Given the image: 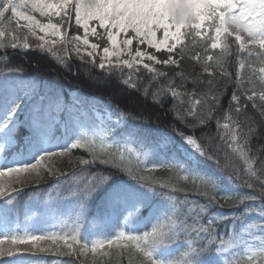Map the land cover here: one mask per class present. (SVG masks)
Masks as SVG:
<instances>
[{"label":"trees","instance_id":"trees-1","mask_svg":"<svg viewBox=\"0 0 264 264\" xmlns=\"http://www.w3.org/2000/svg\"><path fill=\"white\" fill-rule=\"evenodd\" d=\"M68 13L63 23V40L51 46L44 45L27 28L13 21L11 27L17 31H9L5 39L11 40L16 35L21 46L0 48V113L7 119L9 131L10 127L18 130L29 101L38 93L55 92L68 102L81 99L84 110L90 113L93 109L109 111L119 123L110 128L90 123L86 136L81 132L63 150L68 152L67 155L53 158L54 174L47 168L43 169L39 178L33 175V179L26 184L13 185L17 191L12 196L24 201L27 196L40 193L47 184H54L58 190L63 184L84 188L86 180L77 184L74 182L75 176L95 179L97 183L107 176L109 178L101 184L104 192L94 194L97 188L88 193L76 192L78 197L86 195L79 202L92 197L103 200L107 195L120 196L122 191H129L134 185L152 191V194L145 192L141 204L121 215L124 218L120 226L122 232L143 236L157 224L166 222L168 216L176 211L175 203L168 199L171 194L184 204L185 211L187 208L193 209L190 215L198 221L196 227L209 228V233H201L196 241L197 244L202 243L206 250L192 253L183 234L174 239L170 234L163 240L149 244V251L157 264H232L235 260L245 264L250 258L240 252L243 241L248 239L250 226L264 224V201L258 198L256 192L257 178L264 179V168L261 166L264 162V100L260 99L264 95V75L259 71L264 64L252 57L255 63L249 66L247 53L238 54L235 39L227 36L231 51L225 53L223 67L218 68L214 61H207L206 72V56L219 55L223 48V44L217 49L211 48L207 36L214 33L209 32L203 36V40L197 37V41L207 43L208 52L204 51L201 43L193 46L191 36L185 38V42L172 54L178 65L159 63L155 64L153 70L118 66L101 69L98 61L77 53L74 45L69 43V38L81 35L82 30L73 24L72 8ZM55 21L59 22V19ZM25 40L27 48L23 47ZM93 40L98 42L97 39ZM100 43L102 47L105 46L104 40ZM185 45L188 51L181 58L179 53ZM255 47L260 51L259 45ZM156 55L163 61L169 53ZM194 56L199 59H193ZM241 60L246 66L237 75ZM14 82L22 85V92L14 87ZM233 95L237 97L236 100L232 99ZM248 95H253V100H248ZM187 135H192L202 146L210 149L211 158L209 155H206L207 159L200 158L190 150L183 141ZM167 141L169 144L164 145ZM78 142L80 146L72 148ZM181 145L187 153H191L189 155L195 162L181 156ZM94 152L97 156L105 153H112L118 159L122 156V168L100 164L98 159L93 158ZM166 155L171 157L172 162L167 161L164 165L176 167L153 168L160 166L156 164L157 160ZM84 160L90 163H81ZM184 174L188 175L187 180L183 179ZM131 176L144 177L145 183H156L149 189ZM58 178L61 180L58 181ZM201 180L209 182V188L201 187ZM252 182H257L255 189L246 186V183ZM165 185L170 187H161ZM64 195L68 196L70 192L65 191ZM243 197L248 199L241 203ZM3 200L0 199V204ZM123 200H127V194ZM120 204L125 205V202ZM155 205L160 206L159 209L155 210ZM119 208L123 210L121 205L109 206L103 201L102 209L105 212L119 213ZM155 211L156 215L153 216ZM77 212L75 210L74 214ZM11 213L15 214V210ZM146 216L153 217V220L147 227H141L140 222ZM74 217L70 223L78 218ZM209 221L212 223L209 224ZM189 223H192L191 219ZM251 231L256 236L264 235L261 230ZM70 232L77 234L78 230L71 229ZM208 240L213 243L208 244ZM222 242L224 245L220 246ZM37 244L50 250L40 251L30 245L13 246L17 248L16 253L0 258V262L8 260L24 264L26 260L27 264H129L127 250L115 245L96 253L89 250L80 254L82 250L76 244L73 255H58L57 245L51 241H39ZM67 250V245L59 248L60 253ZM251 264H264V261L259 257L257 263L251 261Z\"/></svg>","mask_w":264,"mask_h":264},{"label":"snow or ice","instance_id":"snow-or-ice-1","mask_svg":"<svg viewBox=\"0 0 264 264\" xmlns=\"http://www.w3.org/2000/svg\"><path fill=\"white\" fill-rule=\"evenodd\" d=\"M71 0H0V48L12 47L18 48L21 45L17 42L18 37L13 35L11 40H6L5 37L9 31L15 33L16 28L11 27L13 21L19 24L21 20L26 21V25H21V27H27L28 31L32 35H36L35 29H39L40 32L47 33L49 30L55 29L56 34L59 33V29L56 28L52 23L47 25L39 24L33 15L34 12H39L41 16L48 15L53 8H59L56 14L59 15L63 12L66 5H69ZM196 3L202 4L206 9V18L204 19L200 27L189 26L182 30V34L179 37L172 35L175 32L173 27L169 31L166 27L157 26L153 23V6L156 0H76L74 4H71V8L75 13V23L83 29L84 37L82 43L84 45H89L88 36L89 34H97V28L104 29L102 35H98L100 40L106 38L107 46L103 48V55L99 61V68L103 69L105 67V62L108 61L110 56H115L119 60L124 57L123 63L129 68H132L134 61L142 60L146 58L148 60H156L154 55H149L148 53L141 51L137 47L134 51L132 49L133 40L137 42L138 45H147V47L155 49L159 52L162 48H166L169 56L163 61L157 60V63H163L165 65H178V61L173 59L172 54L175 52L177 46L182 43V41L191 36V43L195 46L197 43H201V47L204 48L205 52H208L207 43H202L197 41V37H201V30L204 33L209 32L214 33L213 35L207 36V41L210 42L212 49H217L223 44L222 51L219 55H207L204 61V70L208 71L207 61H214L215 66L222 68L224 64L225 53L230 52L228 47L227 36L232 35L230 29L234 31L235 42L238 44L237 53H247L249 66L255 63L252 57H255L264 64V35H261L259 31H253L249 34L248 31L240 30L232 26L230 23L231 19L236 16H240L245 10L252 11L256 13V19L259 21L264 19V0H195ZM221 16L224 17L225 23L221 24ZM251 19V17H249ZM97 21L96 27L90 28V21ZM207 22V23H206ZM264 28V25H260ZM132 33L131 38L128 34ZM160 33L161 37L158 38L157 34ZM243 33L244 35H241ZM123 37L118 40V37ZM223 37V40H222ZM43 39V37H40ZM203 40V37H201ZM81 37L74 36L69 38V43L74 45V50L79 53ZM259 45L260 51L256 50V45ZM23 47L27 48L28 44L25 40ZM91 51L87 53L89 57H95L100 48V45L93 43L90 45ZM51 50V49H49ZM188 51V46L185 45L180 50V57L183 58L185 53ZM193 59H199L198 56H194ZM245 62L241 60L238 65L237 75H239L245 68ZM147 67V65H145ZM260 73H264V67L259 69ZM255 70L253 69V73ZM211 75V73H209ZM252 73H250L251 77ZM264 79V77H262ZM242 83L244 81H241ZM255 90L253 89V92ZM253 95H248V100H253ZM233 100H236L235 95L232 96ZM261 100H264V95H261ZM199 103V101H197ZM19 105H17V108ZM239 111V109H237ZM7 127V125H5ZM227 127V125H225ZM188 144L192 145L201 155H209L210 149L202 146L201 143L197 141L192 135H187L185 137ZM235 139V136H233ZM80 146L79 142L72 145V148H77ZM67 151L52 152L43 155L39 160L31 164L30 166H19L11 167L8 169H0V199H5L12 196V193L17 191L16 187L13 185H22L28 183L33 179V175L39 178L41 171L45 168L50 173H53V158L62 157L67 155ZM107 157V158H104ZM211 158V156L209 155ZM93 158L98 159L100 164L110 165L112 168L121 169L123 157L120 156L119 159L116 155L112 153H105L103 156H97L95 152L93 153ZM81 163L89 164L90 161L84 160ZM218 164L219 162L216 161ZM262 168H264V162H262ZM155 167H168L173 168L175 165H164V166H154ZM251 169V163L248 165ZM182 170V169H181ZM264 175V173H262ZM109 177L103 176L99 179V183H104ZM132 179L136 180L138 183L143 184L149 189L153 188V183H145L144 177L141 176H131ZM183 179L187 180L188 175L184 174ZM83 187L88 190H94L96 186L94 180L87 179L84 176L74 177V182L80 184L81 181H85ZM258 191H256L261 201H264V179L257 178ZM257 182L246 183L249 189H255ZM161 187H170L168 185ZM201 187L209 188V182L201 180ZM207 193H205L206 195ZM225 199L227 197H224ZM254 197L253 199H256ZM168 199L173 201L176 205V211L172 215L168 216L166 222L157 224L154 226L153 230L149 233H145L143 236L129 235L124 232L119 233L118 236L111 240H97L92 244H87L81 242L78 235H65L63 237H58L55 233H49L45 235H31L25 234L23 236H5L0 238V258L5 256H13L17 248L13 246L19 245H30L33 248H37L40 251H49L47 247H41L37 244L39 241L49 240L53 244L57 245V254L63 255H73V246L79 244L80 254H84L89 250L92 253H96L100 249L111 248L112 246L122 247L126 249L129 255V264H157L156 259L151 251H149L150 242L163 240L170 234L172 238L180 237L183 234V238L187 240L191 248L192 253L198 252V250H206L203 248L202 243L197 244L196 241L199 240L201 233H209V228L195 225L198 221L191 217L190 213L193 211L192 208H187L185 211L184 204L177 201L176 197L169 195ZM247 197L241 199V203L247 200ZM192 223H189V220ZM209 224L212 222L209 221ZM261 230L264 231V224H253L250 226L248 233V239L243 241V248L240 253H246L250 259L245 262V264H251L252 259H255L253 251L257 252L259 256L264 257V235L256 236L251 230ZM62 241V244L60 243ZM252 241H257L253 243ZM123 242V243H122ZM212 240H208V244H212ZM64 245L68 246V250L64 253H60L59 248ZM223 242L220 246H223ZM107 255V253H105ZM187 255V254H186ZM181 264V262H177ZM232 264H241V261L235 260Z\"/></svg>","mask_w":264,"mask_h":264},{"label":"rangeland","instance_id":"rangeland-1","mask_svg":"<svg viewBox=\"0 0 264 264\" xmlns=\"http://www.w3.org/2000/svg\"><path fill=\"white\" fill-rule=\"evenodd\" d=\"M75 2H76V0H71L70 4L69 5H66L64 11L63 12H60L59 15L56 14L58 11H60L59 8L57 7V8H53L52 11L48 15H44L43 17H56L57 18L61 14H65L66 15L67 9L71 6V4H74ZM181 6H186L190 10L191 9L190 0H159V4H158V7L164 13L165 19H166V21L169 24L177 25L178 27H184L187 24L188 16L190 14V11H185L184 13H179L178 12V9ZM39 15L41 16L40 13H39ZM35 20L39 24H43V25H47L48 23H52L53 25L56 26L57 29H59V33L58 34H56V30L55 29L49 30L47 33L40 32L38 28L35 29L36 33L39 34L40 37H43L42 40H43V43L44 44H46V45H51L52 44L53 45V43H55V42H57V41H59V40L62 39V36L63 35H62V28H61L60 25H57L56 23H53V22H43V21H40L37 17H35ZM20 22L21 23H24L25 25L27 24V22L26 21H23V20H21ZM74 24L76 25V23H75V13H74ZM96 25H97V21H94V20L93 21H90V28L91 27H96ZM100 30H104V29L97 28V34H91L90 33L89 36H88L89 45H84L82 43V40H83V37H84V32H83V29H82V35L79 36V37H81L79 53H82L83 55L88 56L87 53L89 51H91L90 45L93 44V43H97L93 39L94 38H98V35H99ZM128 36H129V38H131L132 33H129ZM157 36H158V38H160L161 37V34L158 33ZM122 37H123V34H121V37H118V40L121 39ZM135 42L136 41L133 40V44L131 46L132 49H133V51L137 47H139L141 51H144V52L148 53L149 55H152L147 50L149 48V47H147V45H138L137 47H135ZM142 46H145L146 48H142ZM160 51H167V49L166 48H162ZM97 52H98V54L95 57H89V56L88 57L91 58L92 60L100 61V58L103 55V49H101V47H100L97 50ZM123 59H124V57H121L118 60L117 57L110 56L109 59H108V61L105 62V67L106 66H112V65L127 66V65H125L123 63ZM156 61H157V58H156V60H148L146 58H143L142 60L134 61L133 67L147 65L148 68L149 67L151 68L153 66V64L157 63ZM102 121L103 122H106V120H104V119ZM252 251H253V255L255 256V259H253V260L258 261L259 260V257H261V256H259V254L257 252H255V250H252ZM262 259L264 261V257H262Z\"/></svg>","mask_w":264,"mask_h":264},{"label":"clouds","instance_id":"clouds-1","mask_svg":"<svg viewBox=\"0 0 264 264\" xmlns=\"http://www.w3.org/2000/svg\"><path fill=\"white\" fill-rule=\"evenodd\" d=\"M159 0H156L155 5L153 6V23L157 26L166 27L169 31L174 27L175 32L172 35L179 37L182 34V30L189 26L200 27L206 18V9L202 4H198L195 0H190L191 9L189 10L186 6H181L178 9L179 13H184L185 11H190L188 16L187 24L184 27H178L177 25L169 24L164 16V13L158 7ZM256 13L245 10L241 13L240 16L233 17L230 21L232 26L238 31L244 30L248 31L251 34L253 31H259L261 35H264V28H261L260 25H264V19L257 20ZM251 17V19H249ZM225 23L224 17L221 16V24Z\"/></svg>","mask_w":264,"mask_h":264}]
</instances>
